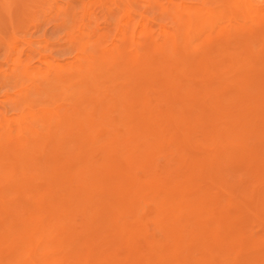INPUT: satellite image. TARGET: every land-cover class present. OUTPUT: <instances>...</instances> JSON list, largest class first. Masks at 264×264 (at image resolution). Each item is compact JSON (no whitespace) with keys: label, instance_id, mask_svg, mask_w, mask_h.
<instances>
[{"label":"rangeland","instance_id":"374dc122","mask_svg":"<svg viewBox=\"0 0 264 264\" xmlns=\"http://www.w3.org/2000/svg\"><path fill=\"white\" fill-rule=\"evenodd\" d=\"M0 264H264V0H0Z\"/></svg>","mask_w":264,"mask_h":264},{"label":"bare ground","instance_id":"6f19581e","mask_svg":"<svg viewBox=\"0 0 264 264\" xmlns=\"http://www.w3.org/2000/svg\"><path fill=\"white\" fill-rule=\"evenodd\" d=\"M242 1H244V0H242ZM241 2V1H240ZM183 12V11H182ZM179 13V12H178ZM181 14V13H180ZM182 16V15H181ZM184 17V16H183ZM194 21V20H193ZM258 21H259V19L256 21V23H258ZM190 22V21H189ZM233 27V26H232ZM256 30H258V29H256ZM143 31V30H142ZM139 32V31H138ZM138 35H139V33H138ZM105 51V50H104ZM222 55V54H221ZM207 62V61H206ZM201 63V62H200ZM203 63V62H202ZM207 64V63H206ZM60 67H62L61 69H63L64 68V66H66V65H59ZM185 98V97H184ZM135 100V99H134ZM137 100V99H136ZM183 103V102H182ZM172 111V110H171ZM191 115V114H190ZM181 124V123H180ZM145 126V125H144ZM155 128V127H154ZM189 129V128H188ZM149 130H151V129H149ZM200 130V129H199ZM188 131V130H187ZM191 132V131H190ZM153 133V132H152ZM199 140V139H198ZM174 156V155H173ZM171 161V160H170ZM196 166V165H195ZM22 196V195H21ZM113 217H114V215H113Z\"/></svg>","mask_w":264,"mask_h":264}]
</instances>
